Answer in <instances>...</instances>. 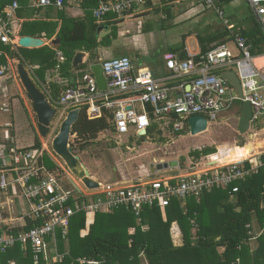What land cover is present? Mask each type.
Masks as SVG:
<instances>
[{
	"label": "built area",
	"instance_id": "built-area-1",
	"mask_svg": "<svg viewBox=\"0 0 264 264\" xmlns=\"http://www.w3.org/2000/svg\"><path fill=\"white\" fill-rule=\"evenodd\" d=\"M146 1L100 0L92 11L98 20L109 14L121 18L136 12L139 5ZM197 1L214 7L218 2ZM249 1L264 31V0ZM64 2L38 0L36 6L63 8ZM19 8L15 1L0 11V60L8 54L6 45H11L12 50L21 46L19 39L13 36L11 26ZM220 14L223 16V12ZM234 42L239 49L237 53L227 43L214 46L205 54L200 53L199 57L188 55L186 59L167 52L164 58L169 73L162 78H156L148 69H136L129 56L111 57L101 63L107 82L105 89L99 88L92 70L75 69L71 80L74 85L69 86L58 100L50 96L48 99L63 118L74 108H85L92 119L110 113L117 134L132 136V130L137 135L145 130L147 138H150V128L160 120L169 126L174 122L177 131L184 128V120L192 115H204L211 125L220 124L237 101L251 103L254 122L264 114L262 74L254 65L247 38L236 33ZM58 56L61 60L65 59L61 52ZM234 65L241 80L242 96L234 92V87L221 74L225 69H233ZM7 71L8 66L2 63L0 77ZM177 78H186L180 84L182 94L171 97L172 87L167 81ZM121 93H128L129 96L118 99ZM0 111L11 112V107L5 102L0 103ZM174 117L182 121H172ZM4 126L11 127V123ZM47 153L46 146L27 148L17 145L13 135L0 137V207L7 214H12L16 199L24 200L22 214L0 221V256L19 242L23 249L32 250L34 264H58L65 257L59 249V241L67 238L71 220L80 211L93 216L125 207L140 219L144 206L166 207L173 198L184 200L213 188H229L264 166V150L254 148L248 156L233 160H229V153L223 156L218 151L205 156L208 160L204 162L192 161L187 172L179 163L176 171L160 173L155 179L137 177L128 180L131 183L127 180L99 181V187H87L91 190L87 192L68 177L71 172L55 159L53 161L57 166L48 167L45 162ZM238 191L237 184L230 189L231 194ZM28 220L32 223L31 227H28ZM79 261L97 263L96 260Z\"/></svg>",
	"mask_w": 264,
	"mask_h": 264
},
{
	"label": "trees",
	"instance_id": "trees-1",
	"mask_svg": "<svg viewBox=\"0 0 264 264\" xmlns=\"http://www.w3.org/2000/svg\"><path fill=\"white\" fill-rule=\"evenodd\" d=\"M67 1L65 0L63 8ZM99 1L82 0L81 6L85 14L80 17L64 14L61 23L44 20L23 23L21 35H45L44 37L52 38L58 32L57 37L61 38V43L56 48L47 44L39 48L19 47L17 51H11V45L5 46L9 55L16 56L21 62L31 66L38 84L46 85L47 78L52 77L50 93L53 100H58L69 86L74 85L71 81L74 71L72 61L77 51L90 52L94 58L99 47L111 46L117 36L115 14L106 16L109 20L107 24L115 25L111 33L102 39L96 35V30L102 24L94 17L92 9L98 6ZM8 2H12L10 5L14 3L13 0H0V11ZM20 9L21 7L17 12ZM257 25L258 38L251 42L248 40L252 45L253 55L264 52V31L259 22ZM225 41H215L214 38L202 40L200 55ZM59 51L65 57L62 62L58 57ZM180 57L186 59L188 54L182 52ZM1 60L6 62V57ZM84 66L85 64H80L77 69L85 68ZM55 69L66 82L59 85L54 81ZM108 120L105 115L91 119L85 108L82 109L72 128V134H76V142L80 143L79 147L84 148L85 145L94 143L103 131L108 130L116 135L115 127ZM184 121L183 129L189 128L187 121ZM31 126L34 128L33 124ZM0 127L4 125L1 124ZM169 129L177 131L172 124ZM36 133L33 144L24 147H42L38 132ZM16 143L23 146L17 139ZM243 149V146L228 144L220 148L215 145L196 147L190 151V156L199 159L219 151L223 156L229 153L230 158L241 154ZM262 158L264 160V154ZM53 160L48 152L45 156L48 167L57 166ZM185 165L187 166L186 163ZM181 166L184 165L181 163ZM236 184L239 191L231 194L230 189ZM4 213L6 210L0 208V216ZM28 223V227H31V221L28 220ZM173 232L179 234L180 242L175 241ZM69 240V253H66L59 264H264V166L229 188H213L184 200L173 198L166 207L144 206L140 219L125 207L93 216L80 211L71 220ZM79 258L96 260L97 263H82ZM143 258L145 263L142 262ZM11 261L15 264H34L32 250H25L21 243H16L0 258V264H10Z\"/></svg>",
	"mask_w": 264,
	"mask_h": 264
},
{
	"label": "crops",
	"instance_id": "crops-1",
	"mask_svg": "<svg viewBox=\"0 0 264 264\" xmlns=\"http://www.w3.org/2000/svg\"><path fill=\"white\" fill-rule=\"evenodd\" d=\"M15 1H17L19 6L21 7V9L16 13V15L11 20L13 36L16 37V40L20 39L22 36H26V35H21L20 30L22 28L23 23L29 20H32V21L44 20V21H52V22L61 23L62 21L61 17L64 14L68 16H72V17H80L85 14V11L83 10L81 6L82 0H68L65 8H58L55 6H51L50 8L49 6L48 8H42V9H38L39 7L36 6L38 0H13V2ZM11 3L8 2L6 6L10 5ZM221 12H223V16H221L220 14ZM131 15H134L132 19L143 18L145 20H139L137 24V30L132 31L130 28H124L122 26V24L125 22L126 16L121 17V18L116 17L117 20L114 22L116 23V26L118 28L117 36L115 39H113L111 46H113L114 43L117 42L118 47H122V49L120 50V52H118L114 56H123V55L129 56L136 69H148L154 74L156 78H162L163 76H166L169 73V69L166 66V61L164 58V55L167 52H174L179 57L181 56L182 52H186L188 55L192 54L196 56V55H199L202 51L201 48L203 44L201 43V41L202 40L208 41L211 38H214L215 41L226 40L225 42H227V45L232 50H234V47L231 46V43L234 42L232 35L235 32H238L240 34L245 33L247 39L250 42L252 41V39L258 38L259 36L258 25H257V22H259L258 16L254 12V10L251 8L249 0H218L216 7L207 6L204 3L199 2L197 0H147L144 4H140L137 11L132 13ZM152 15H158V17L153 18ZM107 21L109 20H107L106 17L103 20H98V22L102 24L100 25V27H102V30L101 31H99L98 29L96 30V35L99 37V39H102L105 35L110 34L113 29V26H115V25L107 24ZM184 24L188 27V29L184 28ZM103 30L106 31L104 35H103ZM57 33L54 34L52 38L44 37L45 35L43 37H39V36L37 37L42 38L44 40L43 45L48 44L56 48L60 44L53 45L52 41L57 38ZM192 39H195L194 44L190 42V40ZM111 46L99 47L97 49V52L94 58L91 57L90 52L84 51L85 55L83 57V63H82V64H85L84 67L87 70H91V66L93 64L102 63L103 60L111 58V57H108V58L103 59L102 53H101L103 49L108 50ZM39 47H34V48H39ZM18 48L19 47L11 51H17ZM28 49H33V48L28 47ZM132 50L138 56L140 54L144 55V57H142L144 60L143 66H138L136 60L130 55L129 52H131ZM59 60L61 62L63 61L60 58ZM260 60L264 61V52L259 55H254V59H253L254 65L259 69V71L262 74L260 80H261V84L264 85V62ZM17 62H21V61L16 56L9 55V53L6 56V62H3L2 60H0V65H2L3 63L8 66L7 73H5L0 78L7 76L8 72H11L13 78H17L19 79V81H21L19 77V72H18L19 63ZM25 65L27 69L29 70L32 78L37 83L36 81L37 78L33 76L34 73L32 71L31 66H28L27 64ZM72 66H73V61H72ZM77 67L76 68L73 67L74 70L77 69ZM57 71L58 70L56 69L54 70L55 76L53 79L60 85L61 83L63 84L64 82H66L67 80L63 81L60 78V75L58 74ZM221 74H222V71H221ZM51 78H52L51 76L47 78L46 85H43L42 83L40 84L37 83V85L40 88L42 87V90L47 94L48 97L49 96L51 97V93H50ZM184 79L186 78H181V79L177 78L174 80L167 81L169 85L172 87L171 92H170L171 97L180 96L182 94V89L180 87V84L184 81ZM7 88H8L7 84L6 85L0 84L1 96L5 94V90H7ZM262 91L264 92V87ZM128 96H129L128 93L127 94L121 93L119 94L117 98L125 99ZM11 101L12 103L10 107H11V110L14 111V108H12L14 107L13 105L14 100L12 99ZM234 105H235V108L233 107L230 110V112L225 114V117H224V121L229 120L230 122L232 121L233 124L238 122V118H239L238 114L241 112L240 103L236 102ZM234 109L235 111L237 110L238 112L237 114L232 112ZM0 113L2 112L0 111ZM8 113H11V112H8ZM8 113H2V114H8ZM105 116L108 117L109 119L108 121L112 124V120H111L112 115L110 113H106ZM175 119L176 117L173 118V120ZM7 123H11V127H7V128L0 127V131L2 130V132H0V137L3 138V137H8L10 135H13L15 139H17L18 142L21 143L20 137L17 132L19 130L17 128L15 116L13 115L12 122L9 121V122H6L5 124ZM33 123L34 121H32V124ZM187 123H188V120H187ZM254 124L255 122H251L250 128L247 131L248 133H250L249 137L252 143L248 141L246 144H243V145L238 144V142L234 144L235 146L240 145V146H243L244 148L241 154H239L238 156H244V157L248 156L249 154H251V151L254 148L255 149L257 148V143L261 141L260 140L261 138H257L258 136L257 132H254V129H253ZM112 126H114V124H112ZM211 126H212L211 124H208L207 130H209ZM35 127L37 130L36 124H35ZM166 127L168 128L169 126L166 124ZM232 127L233 129L237 128V126H232ZM7 129H10L8 130V133H7ZM238 132L237 134L240 135L241 133L239 132L240 133L239 134ZM72 136L75 137L76 134L75 135L72 134ZM32 144L33 142L30 144L25 142L22 145L29 146ZM202 147L199 146V148H202ZM232 158H235V156L230 157L229 159H232ZM168 161H171V160H168ZM189 161H190L189 164L186 161L187 166H190L192 163L191 159H189ZM180 162L181 161H179V163ZM142 171L144 172V169ZM69 174L70 176L68 175V177L71 178L72 174L71 173ZM96 180L102 181L100 179H96ZM128 180H131V179H128ZM77 186L79 185L77 184ZM79 188L81 187L79 186ZM81 189L84 190L83 188ZM14 208L15 209H13V213L8 214L9 219L12 216H17L23 213L24 200L21 198H17L14 204ZM59 243H60L59 244L60 251L65 253V255L66 253H69V249H70L69 235L67 236V238L63 240L61 239ZM80 259L87 260V258H79V260Z\"/></svg>",
	"mask_w": 264,
	"mask_h": 264
},
{
	"label": "rangeland",
	"instance_id": "rangeland-1",
	"mask_svg": "<svg viewBox=\"0 0 264 264\" xmlns=\"http://www.w3.org/2000/svg\"><path fill=\"white\" fill-rule=\"evenodd\" d=\"M133 16L134 15L126 16L125 22L122 24V26L124 28H130L132 31H136L139 20L145 19H132ZM152 17L155 18L158 17V15H152ZM184 28L188 29L185 24ZM105 33L106 31L103 30V35ZM190 42L194 44L195 39L190 40ZM117 44L118 43L115 42L114 45L111 46L108 50L103 49V51L101 52L102 58L105 59L108 57H113L118 52H120L122 47H118ZM231 46L234 47L235 53L239 52V49L235 42L231 43ZM129 53L136 60L138 66L144 65V60L142 58L144 57V55L140 54L138 56L134 53L133 50ZM234 68L237 69V66L234 65ZM0 84L8 85L7 90H5V94L1 96L0 93V103L5 102L7 104H10L11 106V100H14V107H12L14 108V111L11 110V113L8 114L0 113V125L5 124L9 121L12 122V118L14 115L17 128L19 130L17 132L20 137V144L22 145L25 142L30 144L34 142V137L37 135L36 131H38V129L36 130L35 127L36 114L33 111L32 103L28 98V94L24 86L22 85L21 81H19V79L13 78L11 72H8L7 76L0 78ZM233 107L235 108V105ZM232 112H234L235 114L238 113L237 110L235 111V109ZM63 119L64 118L60 115V112H58L55 118L52 120L49 135L46 138L41 137L39 132L38 135L42 146L47 147V152L51 154L52 158L55 159L56 162H58L61 166L67 168L64 160L59 155H57L52 148L53 139L58 134ZM175 120L179 122L182 121L181 118H177ZM32 121H34L33 124L35 129L31 126ZM236 125L237 123L233 124L232 121L230 122L229 120H225L216 126H211L209 130L194 136L189 134L188 127L180 131H172L171 129H169V127H166L164 120H160L157 121L154 127H151L152 129L150 128L149 141L142 142L141 140H139L135 130L131 131L133 132L132 136L128 134L114 135L111 131L107 130L101 132L94 143L85 145L84 148L79 147L80 143L76 142L75 137L72 135L70 142L74 144L75 154L80 156L82 163L88 168L91 176L95 177V179H100L103 182H114L118 180L134 179L139 177V174H142V176L144 175L145 179L150 180L158 178L159 176L152 175L146 177V168L142 167V165H146L147 170H149V165L153 162L154 159L158 161L179 160L184 165L181 168L184 169V171H187V166L185 165V163L187 161V163L189 164V159L196 162H204L208 160V158L205 156L200 159H195L190 156V151L193 150V148L196 146L204 147L217 145L221 147L222 145L227 144L234 145L236 142H238V144L240 145L246 144L248 141L252 143L249 137L250 133L247 132L244 134H240L238 132V128L233 129L232 127ZM172 126H174V122L172 123ZM4 128L7 127L4 126ZM253 129L254 132H257V138H261L260 140L264 141V114L261 115L256 121ZM8 130L10 129H7V133ZM0 132H2V130ZM237 132L240 135H238ZM262 146L263 147L260 146L261 148H258L257 150H264V145L262 144ZM143 169L144 172L142 171ZM71 178L81 188H83L87 192H91V190L87 189L85 184L81 182V180L75 175L72 174ZM128 182L131 183L130 181ZM7 217L8 214H2V216H0V221L3 220V218ZM89 230L87 231V233L89 232ZM172 234H174L173 238L176 242L181 241L179 238V234H175V232H173ZM143 261L145 263L144 258L142 262Z\"/></svg>",
	"mask_w": 264,
	"mask_h": 264
},
{
	"label": "water",
	"instance_id": "water-1",
	"mask_svg": "<svg viewBox=\"0 0 264 264\" xmlns=\"http://www.w3.org/2000/svg\"><path fill=\"white\" fill-rule=\"evenodd\" d=\"M98 30L101 31L102 27H99ZM60 42L61 38L57 37L52 41V44L59 45ZM19 43L22 47L34 48L42 46L44 40L37 36L26 35L22 36L19 39ZM84 55V51H77L73 59V67L76 68L78 65L83 63ZM91 70L93 71L97 79L99 88L105 89L107 86V82L103 72L102 64H93L91 66ZM18 72L22 85L24 86L28 94V98L32 103L33 111L36 114V126L38 132L41 137L46 138L49 135L52 120L58 113V108L52 105V103L48 99L47 94L34 81L24 63L19 62ZM222 76L234 86V92L237 91L240 96L243 95L240 77L234 70H223ZM80 114V108H74L68 111L66 117L61 123L58 134L53 139L52 148L55 153L64 160L69 171L77 178H79L85 184V186L92 189L99 187L100 182L91 176L88 168L82 163L80 156L75 154L74 144L70 142L73 125L79 119ZM252 117V105L249 101H244L242 103L241 113L236 125L241 134H244L249 130L252 122ZM188 125L190 134L198 135L208 129V120L204 115H192L188 118ZM145 133V130H142L138 134L142 142L149 141L147 136H145ZM140 134H143V136H140ZM178 165V160L158 161L154 159L153 162L149 165V168L152 174H155L157 172L172 173L175 171V168Z\"/></svg>",
	"mask_w": 264,
	"mask_h": 264
},
{
	"label": "clouds",
	"instance_id": "clouds-1",
	"mask_svg": "<svg viewBox=\"0 0 264 264\" xmlns=\"http://www.w3.org/2000/svg\"><path fill=\"white\" fill-rule=\"evenodd\" d=\"M236 33H238V32H235L233 35H232V38H233V41H234V35L236 34ZM244 37H246L244 34H242ZM247 38V37H246ZM248 40V39H247ZM224 43H227V42H224ZM222 44V43H221ZM250 44V43H249ZM251 45V44H250ZM22 47V46H21ZM251 50H252V45H251ZM234 51V50H233ZM251 53H252V51H251ZM253 55V54H252ZM253 57H254V55H253ZM225 70H234L236 73H237V70H235V69H225ZM238 74V73H237ZM231 84V83H230ZM232 85V84H231ZM233 86V85H232ZM234 87V86H233ZM237 92V91H236ZM238 93V92H237ZM240 96V95H239ZM237 102H239L240 103V105H241V107H242V101H237ZM241 113V112H240ZM240 113L238 114V117L240 116ZM227 116V115H226ZM224 121V120H223ZM222 121V122H223ZM221 122V123H222ZM216 125H218V124H215V125H212V126H216ZM189 126V125H188ZM190 132V131H189ZM140 140V139H139ZM142 141V140H141ZM229 145V144H228ZM165 161H167V160H165ZM179 161V160H178ZM182 162H180V164H181ZM183 165V164H182ZM142 167H144V168H146V171H145V173H146V177L147 176H152V175H159L160 173H163V172H157V173H155V174H152L151 173V171H149L150 170V168H149V170H147V166L146 165H142ZM179 167V165L175 168V171H176V169ZM182 167V166H181ZM188 167L189 166H187V171H188ZM67 169H68V167H67ZM69 170V169H68ZM183 171H184V169H183ZM187 171H185V172H187ZM139 177H143V178H145L144 177V175L142 176V174H139ZM82 182V181H81ZM1 208V207H0ZM2 209V208H1ZM5 214H7V213H5ZM2 216V215H1ZM7 222H11V221H9V220H7ZM5 253V252H4ZM3 254V253H2ZM1 254V255H2ZM0 258H1V256H0ZM11 264H15L14 262H10ZM60 263V262H59ZM58 263V264H59Z\"/></svg>",
	"mask_w": 264,
	"mask_h": 264
},
{
	"label": "bare ground",
	"instance_id": "bare-ground-1",
	"mask_svg": "<svg viewBox=\"0 0 264 264\" xmlns=\"http://www.w3.org/2000/svg\"><path fill=\"white\" fill-rule=\"evenodd\" d=\"M43 44H44V43H43ZM260 61H263V60H260ZM263 62H264V61H263ZM262 144L264 145V141H263V142L260 141L259 144H257V145H258L257 148H261V147H263ZM260 146H261V147H260ZM257 148H256V149H257ZM239 157H244V156H236L235 158H232V159H229V160H233V159H236V158H239ZM245 157H246V156H245Z\"/></svg>",
	"mask_w": 264,
	"mask_h": 264
}]
</instances>
